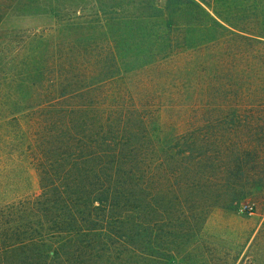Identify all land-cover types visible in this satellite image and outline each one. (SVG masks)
I'll return each mask as SVG.
<instances>
[{"label":"trees","instance_id":"obj_1","mask_svg":"<svg viewBox=\"0 0 264 264\" xmlns=\"http://www.w3.org/2000/svg\"><path fill=\"white\" fill-rule=\"evenodd\" d=\"M193 27L169 21L149 38L134 87L111 49L0 52V195L29 169L39 182L37 194L0 200V264H179L160 229L151 237L150 179L167 175L164 160L179 164L184 153L170 151L206 116L232 125L244 117L243 138L191 142L197 151L211 142L221 158L243 155L244 176L221 179L234 166L216 160L195 172L169 169L171 177L226 185L222 208L264 194V36L239 30L204 46L183 35ZM26 39L24 47L35 44ZM185 58L199 59L196 68L179 66ZM153 193L160 222L161 189Z\"/></svg>","mask_w":264,"mask_h":264},{"label":"rangeland","instance_id":"obj_2","mask_svg":"<svg viewBox=\"0 0 264 264\" xmlns=\"http://www.w3.org/2000/svg\"><path fill=\"white\" fill-rule=\"evenodd\" d=\"M193 1L198 6L183 5V0H0V52L74 48L105 55L111 49L119 59L120 72H125L128 83L134 87L135 82L145 77L144 73L138 74L137 67L150 58L149 38L156 36L169 21L183 24L184 28L194 26L183 31V35L206 42L204 46H210L216 38L240 34L239 30L248 37L264 36V0ZM156 14L161 16L155 18ZM26 38H35V44L24 47ZM192 60L194 69L197 58H185L179 66L186 67ZM183 77L186 82H193L186 73L177 76ZM243 118L236 120L235 125L229 124L231 119L208 116L200 119V127L185 134L184 140L188 143L183 149L169 153L185 154L176 157L179 164L164 160L163 170L165 168L167 175L161 178L153 175L150 179L153 191L161 189L162 199L159 222L155 213L158 196L152 191L151 237L155 238L160 229L162 243L173 249L179 264H264V194L241 198L230 209L222 208L231 199V189L226 185L215 187L198 181L199 178L190 173L176 179L170 175L174 169L187 172L189 168L195 172L200 167L198 164L221 160L234 166L232 173L221 175V179L244 176L240 172L244 168L243 155L218 157L217 148L211 142L199 151L191 146V142L207 136L221 134L243 138ZM172 120L183 122L184 118ZM190 122L195 123L196 118ZM22 177L24 181L15 184V190H4L6 193L0 195V200L39 193L34 170L29 169ZM235 190L237 194L244 192V188ZM246 206L254 207L253 215L245 212ZM172 237L177 239L174 246L169 244Z\"/></svg>","mask_w":264,"mask_h":264},{"label":"built area","instance_id":"obj_3","mask_svg":"<svg viewBox=\"0 0 264 264\" xmlns=\"http://www.w3.org/2000/svg\"><path fill=\"white\" fill-rule=\"evenodd\" d=\"M244 210H245V212H246L247 214H249V215H253L254 212H255V209H254L253 206H246V207L244 208Z\"/></svg>","mask_w":264,"mask_h":264}]
</instances>
